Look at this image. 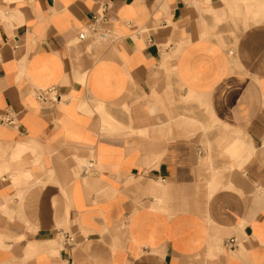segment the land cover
I'll return each mask as SVG.
<instances>
[{"label":"crops","instance_id":"crops-1","mask_svg":"<svg viewBox=\"0 0 264 264\" xmlns=\"http://www.w3.org/2000/svg\"><path fill=\"white\" fill-rule=\"evenodd\" d=\"M0 264H264V0H0Z\"/></svg>","mask_w":264,"mask_h":264},{"label":"built area","instance_id":"built-area-1","mask_svg":"<svg viewBox=\"0 0 264 264\" xmlns=\"http://www.w3.org/2000/svg\"><path fill=\"white\" fill-rule=\"evenodd\" d=\"M85 36H86V33H81L80 35H79V37L82 39V38H85ZM54 89L53 90H51L50 91V93H53L54 94ZM53 99L54 100H57L58 98H57V96L54 94V97H53ZM73 240H74V238L71 236V235H67L65 238H64V243L65 244H72L73 243ZM232 242H234V240H231Z\"/></svg>","mask_w":264,"mask_h":264}]
</instances>
